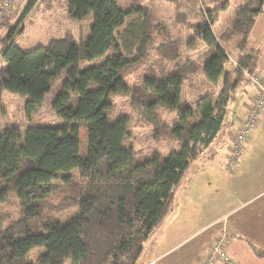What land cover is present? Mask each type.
Listing matches in <instances>:
<instances>
[{
	"label": "trees",
	"instance_id": "trees-1",
	"mask_svg": "<svg viewBox=\"0 0 264 264\" xmlns=\"http://www.w3.org/2000/svg\"><path fill=\"white\" fill-rule=\"evenodd\" d=\"M162 1L166 7L192 2L197 17L184 21L182 15L180 22L193 30L194 39L172 41L167 31H159L167 37L157 51L165 57L163 66L170 68L171 62L173 70L145 76L142 86H130L122 76L126 67L145 58L153 40L147 11L137 4L121 8L115 0H29L20 24L42 3L47 11L63 9L75 22L89 20L87 34L78 40L64 32L29 51L13 42L19 28H7L0 93L26 97L28 113L41 106L63 76L52 107L64 124L7 128L0 134V205L15 194L19 208L16 217L0 208V264H138L146 242L172 212L176 190L192 163L226 142L234 103L261 53L249 49L247 39L264 14V0H243L218 35L213 27L230 0ZM234 38L238 41L229 46ZM196 40L203 45L202 62L181 64L182 51L194 48ZM230 54H235V66L228 68ZM197 72L202 78L189 87L198 85L204 93L189 102L182 98L185 82ZM117 95L128 97L136 120L164 143L162 150L138 157L129 144V120L108 122ZM80 138L86 142L83 156Z\"/></svg>",
	"mask_w": 264,
	"mask_h": 264
},
{
	"label": "rangeland",
	"instance_id": "rangeland-1",
	"mask_svg": "<svg viewBox=\"0 0 264 264\" xmlns=\"http://www.w3.org/2000/svg\"><path fill=\"white\" fill-rule=\"evenodd\" d=\"M28 1L29 0L13 1L10 10L4 14L2 19H0V70L5 67V64L1 58V53L4 49L5 44H7L4 39L7 33V28H9L10 26H17L19 28L18 32L14 35L13 42H15V44L24 51H29L38 45H43L48 38L59 37L64 32H70L76 40H78L79 34H82L84 36L87 34L89 20H83L80 21V23L75 22L67 17L63 9L54 7L52 10L47 11L45 10V5L43 3L42 5L37 6L33 10V12H30L23 23L20 24L22 19L21 17L24 14V9ZM115 2L121 8H125L126 6L131 4H137L145 9L147 11L151 26V31L149 32V34L153 39L152 43L150 44L151 46L146 47L145 49V58L135 66L126 67V70L124 69L122 71L123 78H127V81L130 83L127 84L130 86H142L143 80L147 75L158 74L165 68H167L166 71L170 70L171 72L173 70V64L170 62V68L166 67L167 65L163 66L167 62L165 61L164 55L162 56L161 52V55L158 53V51L160 50L157 47L161 43L165 42L164 38L167 36H169L172 41L182 40V42L184 43L189 38L194 39L193 30H187L185 28V25L180 22V16L182 15L186 18H183L184 21H188V18H190V20H194L197 17L192 2L188 1L185 3H179L177 4V6L169 5L168 7L165 6L167 5L166 2L163 3L162 0H115ZM242 2L243 0L229 1L228 9L219 14L218 22L213 27V32L216 35H218L219 32H222V30L228 27L230 21L232 20L235 8H237V6ZM205 3H207V1ZM129 21L127 20L126 23L128 24ZM154 31L157 32L154 33ZM159 31H167L168 35H162ZM237 41V38L232 39L229 46ZM202 53L203 45L199 40H196L194 48L190 49L189 51H182V55L180 56V63L183 64L184 62H188L191 60H195L196 63H201ZM136 55H139V53L137 51H134L132 57L136 58ZM106 56L110 55L108 54ZM230 56L231 57L228 68L233 65V62L235 65V61L232 58L235 56V54H230ZM102 60L103 59L101 58L99 61ZM83 65H85V63H83ZM255 72L258 73L257 71ZM139 73H141L143 77H136ZM248 75L249 74H247L245 77L247 78ZM201 78V73L197 72L193 75L191 80L185 82L186 85L184 92L186 93L184 96H182L184 100L190 102L196 96H200L204 93V89L198 85V87H189V82H192L193 80L199 82ZM253 79L254 81H257V78L254 75ZM262 79L264 80V76H262ZM62 83L63 76L57 78L54 81V85L50 89V92L45 96V99L41 106L38 107L35 111H28V113L26 112V97L19 96L18 94L11 93L7 90L1 91L0 134L3 133L7 128L18 127L20 130H24L27 125L43 127H57L59 125H63L64 121L55 114L52 107L53 100L57 92L61 89ZM249 83V86L255 93L254 96H256L257 87L253 82H250V80ZM244 91H247L246 86L242 87V93H244ZM240 93L241 92H239L238 95ZM252 104L253 102L247 103V105L249 106H251ZM237 106L238 105L236 104V107ZM247 107L245 109V112L247 110ZM260 111L263 112L264 107H262ZM120 117H126L129 120L130 130L133 133V139L129 141V144L133 147L134 151L138 153V157L144 158L149 156L154 151L162 150V146H164V143H162V141L157 143L154 139H152L149 128L136 120L135 113L129 106L128 97L117 95L112 99V111L108 116V122L112 124L117 118ZM241 132V126L237 130L235 129V131L231 132L233 134V138L230 134L227 137L229 146L225 145V142L223 146L219 147V151L222 153L226 148H228L227 150L229 151V155H231V150L234 147L235 143L234 136ZM85 148L86 142L83 138H80V155H85ZM229 155L227 158V162L229 161ZM207 168L209 169L203 171L200 170L198 162L192 163L189 170L185 174L182 183L176 190L175 202L173 204L172 212L168 214V216L160 226V229L155 232V235L152 236L149 241V245L158 247L161 246L162 243H166L164 242V240L167 237L168 230H170L169 227L173 223V221H176L179 218L181 213H190V215L194 216L195 212L198 217H200V213H202L203 216L208 214L209 208L211 206L210 202L212 201V192L208 186H205V184L212 183L214 179V169L211 167ZM223 173L225 175V171ZM185 199H187V203L184 206L181 204V200ZM200 205L205 206L200 208ZM0 208L7 209V211L11 213L12 217H16L17 213L19 212V208L16 206L15 194H9L7 203L5 205H0ZM74 213L75 210L73 209L69 213L64 214L63 217L65 219L67 216L69 217ZM63 217H60V221L63 220ZM197 230L198 229H196L193 234H195ZM184 232L187 233L188 231ZM189 232L192 231L189 230ZM203 232L204 231H198V233L190 239L192 240L190 244L195 245L199 241L196 236L201 235ZM147 246L148 244H146V247Z\"/></svg>",
	"mask_w": 264,
	"mask_h": 264
},
{
	"label": "crops",
	"instance_id": "crops-1",
	"mask_svg": "<svg viewBox=\"0 0 264 264\" xmlns=\"http://www.w3.org/2000/svg\"><path fill=\"white\" fill-rule=\"evenodd\" d=\"M247 47L261 50L256 71L264 76V14L256 18L247 39ZM247 85V91L242 93L241 89L234 103V124L228 133L231 137V132L237 130L240 120L245 116V109L249 106L247 103L253 102L255 98L248 81ZM225 145L229 146L227 137ZM227 149L221 153L219 147H215L202 153L195 161L200 170L205 171L209 169L207 167L214 169L212 183L205 184L212 192L208 214L203 216L200 213L198 217L195 212L194 216L181 213L170 225L164 240L166 243L158 247L149 245L152 237L146 242L150 247L145 244L138 264H199L214 238L223 229H227L229 236L226 253L234 263L264 264V111L257 127L248 136L237 165L232 169L228 166ZM186 203L187 199L181 200L182 205ZM196 229L195 234L204 232L196 236L199 241L191 245L190 239L194 237Z\"/></svg>",
	"mask_w": 264,
	"mask_h": 264
},
{
	"label": "built area",
	"instance_id": "built-area-1",
	"mask_svg": "<svg viewBox=\"0 0 264 264\" xmlns=\"http://www.w3.org/2000/svg\"><path fill=\"white\" fill-rule=\"evenodd\" d=\"M15 0H0V19L10 10V7ZM253 75L257 78L254 81ZM253 82L257 87V95L253 100V104L248 107L245 113V119L241 123L242 132L234 136L235 143L231 150V155L229 156L228 166L232 169L237 165L238 160L241 156L245 143L248 139L250 131L256 126L258 118L260 117L262 111L260 109L264 107V80L262 76L258 73L253 72L247 76V81L249 83ZM250 84V83H249ZM233 138V136H232ZM227 246V235L223 231V234L213 240L205 256L201 259L199 264H216L220 262L221 264H235L226 253Z\"/></svg>",
	"mask_w": 264,
	"mask_h": 264
}]
</instances>
